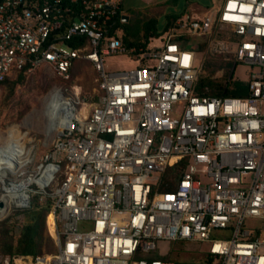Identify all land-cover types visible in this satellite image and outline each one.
<instances>
[{
    "label": "built area",
    "instance_id": "1",
    "mask_svg": "<svg viewBox=\"0 0 264 264\" xmlns=\"http://www.w3.org/2000/svg\"><path fill=\"white\" fill-rule=\"evenodd\" d=\"M122 3L0 0V81L43 66L70 78L89 60L101 90L84 117L54 101L62 127L20 206L50 197L58 248L32 264H175L173 243H199L206 264H264V0L183 14L146 49L124 43ZM204 53L248 66L249 95L198 94ZM111 54L138 64L107 71Z\"/></svg>",
    "mask_w": 264,
    "mask_h": 264
},
{
    "label": "rangeland",
    "instance_id": "2",
    "mask_svg": "<svg viewBox=\"0 0 264 264\" xmlns=\"http://www.w3.org/2000/svg\"><path fill=\"white\" fill-rule=\"evenodd\" d=\"M220 4L221 0H213V5L218 7ZM151 13L154 14V11L149 10L147 14L138 12L137 15H133L135 19L128 22L127 25L132 31L140 28L139 32L142 34V27H139V25L147 16L152 15ZM160 38L153 37L150 45L157 44ZM199 59L201 72L206 66V72L216 69L218 76L227 74V71L225 72L224 69H218L215 66V62L218 59L227 60L226 57L204 53ZM229 59L232 60L231 58ZM137 64V60L128 54L104 56V66L107 71H124L137 66ZM248 71V66L244 64H237L234 71L232 68V78H229L232 81L230 87L234 89V82L246 80ZM72 72L70 81L58 76L50 66L39 67L28 73L26 83L17 90L16 97L13 100L21 99L22 96L26 97L28 101L27 108L18 119L11 118L4 125L0 124V199L4 197L7 199H4V207L6 205L7 207L5 213L0 215V220L9 217L12 223V232L14 233L19 231L21 222L25 218V211L30 208L29 206L22 207L17 205L18 202L16 200H20L19 196H24L21 193L25 194V190L18 185L25 181L28 175L37 170L38 165L43 161L45 154L51 148L59 129L62 127L56 121V119L60 121V116L52 108L54 101L59 99L72 101L76 106H80V110H82L85 104L90 107L89 104L93 103L92 99L94 96L101 92L98 85V72L89 60L78 61ZM69 82L71 85L68 86ZM3 92V88H0V93ZM14 113H17V110H14ZM28 188L29 190L31 188L39 189L36 184H31ZM13 189L15 193L11 192ZM37 194L40 193L31 194V204L33 197ZM48 199H50L49 196L40 194V202L46 203ZM45 221L48 227L46 229L58 245L51 209L46 215ZM164 246L166 244H163ZM199 252V243H173L166 256L170 259L185 260L196 257ZM50 254L45 253L43 255L48 256ZM36 258L32 255H20L14 257L13 262L14 264H31L36 262ZM197 258L199 257L197 256Z\"/></svg>",
    "mask_w": 264,
    "mask_h": 264
},
{
    "label": "trees",
    "instance_id": "3",
    "mask_svg": "<svg viewBox=\"0 0 264 264\" xmlns=\"http://www.w3.org/2000/svg\"><path fill=\"white\" fill-rule=\"evenodd\" d=\"M180 14L171 13L167 15V23L164 26L158 25L156 18H146L139 27H142V34L138 28L132 31L123 19L119 20V26L122 29V39L129 46L137 48L143 47L146 49L153 37H160L168 30L176 27V23ZM119 27V28H120ZM205 45L202 46V49ZM228 60V61H227ZM218 59L215 66L218 69L227 71L225 75H219L216 69L206 72V66L200 73L197 84V92L201 95L209 96H247L249 95L248 83L246 81L234 82L235 88H231L232 68L234 63L230 59ZM78 62V61H77ZM27 74L23 70H14L4 80L0 81V88H3V93H0V124L4 125L11 118L18 119L28 106L27 98L22 96L21 99L16 97L17 90L21 88L27 81ZM65 78L70 81L72 79ZM226 84V85H224ZM71 85L70 82L68 86ZM99 94L94 96L92 102L98 101ZM13 103V104H12ZM12 104V106H10ZM9 108V110H8ZM17 110V113H14ZM176 168H172L169 172H173ZM40 194L33 197L30 208L25 211V218L21 222L19 231L12 232V223L9 217L0 220V256L3 259L13 262V258L20 255H32L37 257L45 253H54L57 251L55 239L49 234L46 229V215L51 209V200L46 203L39 201ZM168 258V257H167ZM170 259V258H169ZM195 259L196 262L206 264L203 259L192 257L185 260L173 259L175 264H186L188 260Z\"/></svg>",
    "mask_w": 264,
    "mask_h": 264
},
{
    "label": "crops",
    "instance_id": "4",
    "mask_svg": "<svg viewBox=\"0 0 264 264\" xmlns=\"http://www.w3.org/2000/svg\"><path fill=\"white\" fill-rule=\"evenodd\" d=\"M122 6L125 13L124 20L127 23L135 19L133 15H137L138 12L147 14L151 10L154 11V14L151 13L152 15L147 18H156L158 25L164 26L168 20L167 15L171 13L181 16L189 13L202 17L212 9L213 0H123Z\"/></svg>",
    "mask_w": 264,
    "mask_h": 264
},
{
    "label": "bare ground",
    "instance_id": "5",
    "mask_svg": "<svg viewBox=\"0 0 264 264\" xmlns=\"http://www.w3.org/2000/svg\"><path fill=\"white\" fill-rule=\"evenodd\" d=\"M84 105V104H83ZM88 105L87 104H85V106L82 108V110H81V115L84 117V116H86L87 115V113H88ZM60 121H61V118H60ZM61 125V124H60ZM3 173V172H2ZM33 179H34V176H32V175H28L26 178H25V181H23L22 183H20L18 186L21 188V189H26L27 188V186H28V184L31 182V181H33ZM21 195H24V196H19V198H20V200L18 199V200H16L18 203H17V205L18 206H20L21 204H22V201H23V199L25 198V195H26V193L24 194L23 192L21 193ZM18 198V197H17ZM4 199H6L5 197L4 198H2V200L5 202V200ZM7 200V199H6ZM7 204H8V202H7ZM6 207H7V205H6ZM6 207H4V208H0V215H3L4 213H5V210H6ZM22 262V261H21Z\"/></svg>",
    "mask_w": 264,
    "mask_h": 264
},
{
    "label": "water",
    "instance_id": "6",
    "mask_svg": "<svg viewBox=\"0 0 264 264\" xmlns=\"http://www.w3.org/2000/svg\"><path fill=\"white\" fill-rule=\"evenodd\" d=\"M5 206V203L2 199H0V208H3ZM46 227H47V222H46ZM48 229V227H47ZM39 259L44 262L47 260V256L43 255V256H40Z\"/></svg>",
    "mask_w": 264,
    "mask_h": 264
},
{
    "label": "clouds",
    "instance_id": "7",
    "mask_svg": "<svg viewBox=\"0 0 264 264\" xmlns=\"http://www.w3.org/2000/svg\"><path fill=\"white\" fill-rule=\"evenodd\" d=\"M30 206H31V205H30ZM30 206H29V207H30ZM56 238H57V237H56ZM39 256H40V255H39ZM37 257H38V256H37Z\"/></svg>",
    "mask_w": 264,
    "mask_h": 264
}]
</instances>
